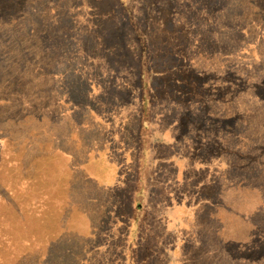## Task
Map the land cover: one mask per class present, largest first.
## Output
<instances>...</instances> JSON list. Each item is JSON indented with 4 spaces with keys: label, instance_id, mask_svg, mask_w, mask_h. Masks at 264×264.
<instances>
[{
    "label": "rangeland",
    "instance_id": "374dc122",
    "mask_svg": "<svg viewBox=\"0 0 264 264\" xmlns=\"http://www.w3.org/2000/svg\"><path fill=\"white\" fill-rule=\"evenodd\" d=\"M125 1L0 0V264H264V0Z\"/></svg>",
    "mask_w": 264,
    "mask_h": 264
},
{
    "label": "trees",
    "instance_id": "16d2710c",
    "mask_svg": "<svg viewBox=\"0 0 264 264\" xmlns=\"http://www.w3.org/2000/svg\"><path fill=\"white\" fill-rule=\"evenodd\" d=\"M94 3H100L102 2L103 0H92ZM118 4L122 7V8H125L123 9L124 12L126 13V16L125 15V21H127L128 25L130 26V28H132L133 30H135L141 40L142 39H145V36L144 34H142V37L140 35V33H138V27L136 26V23H135V19H134V16L132 15V12L130 11V8L127 6L126 4V1L125 0H118ZM241 32H245V29H241L240 30ZM244 58H239V63H243V65H247L248 67H250L251 69L254 67V68H257L259 66V62H256L254 61L255 59H251L249 56H245V55H241ZM141 60V59H140ZM243 61V62H242ZM141 65V63H140ZM242 66V65H241ZM144 77V79L146 80L147 79V72L144 68L142 69H139V74H138V81L140 79V77ZM249 79V76H246V80ZM140 85V84H139ZM150 85L148 84V79L146 80V86L142 87L141 89V96H140V102H141V105L143 103V107H144V104H145V107L144 109L146 110V108L148 107V109L153 105V102H154V99H153V96L151 95V90H150ZM244 88H245V85L243 84L242 85ZM241 88V85L238 86V88L234 91V94L235 92L239 91ZM144 92V93H143ZM145 94V95H144ZM244 93H239V97L238 98H241L242 95ZM144 96H146V100L144 99ZM264 100V98H263ZM147 113V118L149 116V110L146 112ZM123 116V115H122ZM126 120V118L124 117H121V121L123 122L122 124H124V121ZM140 123L141 125H139V128H138V133H137V136L135 137V139L137 138V141L135 142V144H133L134 146H132L131 148V152H132V156L134 157L135 161L137 160L138 161V165H140V162L143 163L146 168H148V163L145 161L146 159V154L149 153L150 157L153 156L152 154V143H154V141L152 140V138L150 137V134H149V128L150 126L147 128L145 125L143 126L142 125V121H141V113H140ZM261 126V125H260ZM244 133V136H240L241 139L243 140H247L249 141L250 140H255L256 137H255V134L252 133V136L248 137L247 135H245V132ZM258 140V139H257ZM239 157H243V155L241 153H239ZM209 167H212L211 165H207ZM214 168H211L210 170H212V173H213V170ZM210 177L212 178V180L215 182V179L213 177V174L210 175ZM213 182V184H214ZM200 193V192H199ZM214 194V193H212ZM198 195V194H197ZM215 197V195H214ZM212 197L211 199L208 198V200L210 201V203L213 205H217L218 204V200L216 198ZM207 199V198H206ZM205 199V200H206ZM136 208V207H135ZM137 211V210H136ZM138 234V233H137ZM147 237V236H146ZM93 244V243H91ZM140 250V249H139ZM164 252L163 248H162V253ZM137 253H141L142 256L138 257V259H140L141 261L145 260L149 255V253L146 251V250H143V251H139ZM165 255V254H163ZM150 263L152 264V261L151 259H149Z\"/></svg>",
    "mask_w": 264,
    "mask_h": 264
},
{
    "label": "flooded vegetation",
    "instance_id": "af4514ba",
    "mask_svg": "<svg viewBox=\"0 0 264 264\" xmlns=\"http://www.w3.org/2000/svg\"><path fill=\"white\" fill-rule=\"evenodd\" d=\"M244 33V32H243ZM247 50L248 49H245V52L247 53ZM251 59H252V56H249ZM260 62H261V64H259L261 67H262V69H264V61H263V59H260ZM243 73H245V72H243ZM245 75V74H244ZM148 76V75H147ZM252 78V76H249V79L248 80H246V82H249V80ZM147 79H148V77H147ZM245 79H246V75H245ZM243 84H241V88H240V90L239 91H237V92H235V94H234V98H238L239 96V93H245L246 92V90L248 89V87L246 86V84H244L245 85V88L242 86ZM256 94H257V96H261L262 98H264V94L263 95H259V93L258 92H256ZM150 130H153V133H155V135L154 136H150L151 138H152V140L154 141V143H156V144H158V145H163V146H165V148H167V144H166V142H165V140H162V139H160V138H157V137H160V135H157V131L156 130H158L156 127H153L152 129H149V132H150ZM167 130V129H166ZM166 130H164V131H162V133L164 134V132L166 131ZM163 138H164V136H163ZM154 143H152V147H153V144ZM159 147V146H158ZM161 156V155H160Z\"/></svg>",
    "mask_w": 264,
    "mask_h": 264
}]
</instances>
